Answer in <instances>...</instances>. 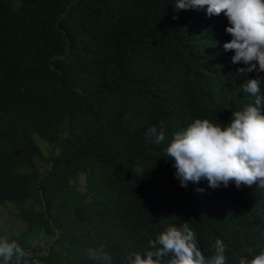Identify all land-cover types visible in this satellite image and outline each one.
Masks as SVG:
<instances>
[{"label": "trees", "instance_id": "16d2710c", "mask_svg": "<svg viewBox=\"0 0 264 264\" xmlns=\"http://www.w3.org/2000/svg\"><path fill=\"white\" fill-rule=\"evenodd\" d=\"M172 3L0 0V205L23 225L0 228V240H15L28 264H96L88 251L101 248L126 264L184 222L206 258L221 239L226 264L262 242L230 211L234 182L181 187L165 158L194 120L227 126L236 101L228 82L213 93L190 86L193 54L180 35L200 24H181ZM161 123L164 142H150Z\"/></svg>", "mask_w": 264, "mask_h": 264}, {"label": "clouds", "instance_id": "9594fccd", "mask_svg": "<svg viewBox=\"0 0 264 264\" xmlns=\"http://www.w3.org/2000/svg\"><path fill=\"white\" fill-rule=\"evenodd\" d=\"M172 2L173 16L181 24H200L180 35L183 50L193 54L190 62L181 51L190 62V86L213 93L219 84L228 82L229 94L236 90V101L227 126L194 120L173 135L165 158L174 161L181 187L206 180L210 188L217 189L234 182L233 197L240 205L230 207L232 215L253 223L264 234V0ZM146 138L156 144L164 142L163 123L159 130L150 127ZM148 244L152 250L132 253L126 264H226L224 242L217 239L215 253L206 258L187 222L169 226L155 239L149 238ZM253 247L252 255L241 257L239 264H264V236ZM88 255L96 264H112V256L103 248L89 249ZM28 258L15 240H0L3 264H28Z\"/></svg>", "mask_w": 264, "mask_h": 264}, {"label": "rangeland", "instance_id": "374dc122", "mask_svg": "<svg viewBox=\"0 0 264 264\" xmlns=\"http://www.w3.org/2000/svg\"><path fill=\"white\" fill-rule=\"evenodd\" d=\"M39 143L46 148V153H48L50 146H48V142L39 140ZM44 169V167L42 168ZM6 204L13 205L10 202ZM0 228L6 234H15L19 233L23 230L22 222L16 216V212L12 209H8L6 206L0 205ZM35 238V236H34ZM41 245H44V241L41 242Z\"/></svg>", "mask_w": 264, "mask_h": 264}]
</instances>
